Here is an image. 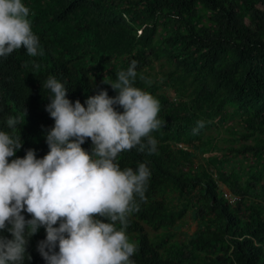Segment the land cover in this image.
<instances>
[{"label": "trees", "instance_id": "trees-1", "mask_svg": "<svg viewBox=\"0 0 264 264\" xmlns=\"http://www.w3.org/2000/svg\"><path fill=\"white\" fill-rule=\"evenodd\" d=\"M22 3L43 55L27 58L22 47L0 59V127L19 116L37 131V82L45 75L66 79L73 103L84 104L102 89L118 95L104 80L115 82L137 61L135 86L157 96L164 130L154 154L134 148L118 156L122 169L146 163L152 170L145 199L137 197L139 210L129 217L126 235L138 246L130 259L264 264V0ZM197 121L204 126L193 134ZM221 186L238 198L229 202ZM188 218L195 221L190 233L181 230ZM0 235L11 238L7 230ZM45 238L42 226L29 240L25 264H47L37 249Z\"/></svg>", "mask_w": 264, "mask_h": 264}, {"label": "clouds", "instance_id": "clouds-1", "mask_svg": "<svg viewBox=\"0 0 264 264\" xmlns=\"http://www.w3.org/2000/svg\"><path fill=\"white\" fill-rule=\"evenodd\" d=\"M37 35L22 0H0V59L22 47L27 58L42 56ZM137 78L133 60L116 73L115 82L104 80L118 95L102 89L82 104L73 103L66 79L48 74L37 82V131L26 129L27 118L19 116L2 123L0 232L7 230L11 238L0 235V264L31 260L27 246L42 226L46 238L37 249L47 264H134L130 258L138 246L126 230L130 215L139 210L137 197L145 199L152 170L146 163L122 169L118 156L134 148L154 154L156 135L164 130L157 96L135 86ZM139 79L151 83L143 74ZM203 126L197 121L193 134ZM172 142L175 149H190Z\"/></svg>", "mask_w": 264, "mask_h": 264}, {"label": "rangeland", "instance_id": "rangeland-1", "mask_svg": "<svg viewBox=\"0 0 264 264\" xmlns=\"http://www.w3.org/2000/svg\"><path fill=\"white\" fill-rule=\"evenodd\" d=\"M154 64H155V68H154V70H157V65H156V63H154ZM152 83L158 88V90L160 89V88L158 87V85H157L156 82H152ZM171 93H172V92H171ZM215 131H216V130H215ZM215 133H218V131H216ZM194 229H195V221L192 220V219H190V218H188V219L184 222V224L182 225V228H181V230H183V231H188L189 233L192 232Z\"/></svg>", "mask_w": 264, "mask_h": 264}, {"label": "built area", "instance_id": "built-area-1", "mask_svg": "<svg viewBox=\"0 0 264 264\" xmlns=\"http://www.w3.org/2000/svg\"><path fill=\"white\" fill-rule=\"evenodd\" d=\"M223 196L229 200V202L233 203L238 197L235 195H231L228 191L223 190Z\"/></svg>", "mask_w": 264, "mask_h": 264}]
</instances>
